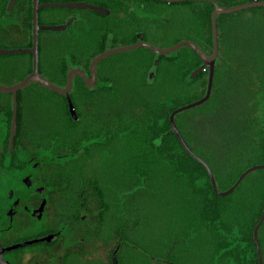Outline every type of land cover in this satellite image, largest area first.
<instances>
[{
  "label": "flooded vegetation",
  "instance_id": "af4514ba",
  "mask_svg": "<svg viewBox=\"0 0 264 264\" xmlns=\"http://www.w3.org/2000/svg\"><path fill=\"white\" fill-rule=\"evenodd\" d=\"M59 2H85L109 12L42 6ZM128 3L0 0V264L129 263L134 233L127 217L135 213L134 201L140 194L132 193L124 171L130 146L101 140L102 145L89 148L83 139L112 137L119 133L112 128L121 119L128 135L130 91L161 93L154 86L159 55L145 49L146 54L117 69H99L97 64L91 84L74 74L68 95L62 92L73 69L92 79L78 43L95 19L96 30L104 31L101 39L90 41L95 52L145 41L141 18L132 19L126 11L128 5L133 11H142L143 6ZM35 5L40 6L37 72L57 90L38 80L21 85L35 70L31 50ZM116 9L119 12L113 13ZM149 33L157 44L161 29ZM131 40L135 41L126 43ZM16 50L21 52H9ZM105 124L111 129H97ZM119 167L121 174L112 172Z\"/></svg>",
  "mask_w": 264,
  "mask_h": 264
},
{
  "label": "trees",
  "instance_id": "16d2710c",
  "mask_svg": "<svg viewBox=\"0 0 264 264\" xmlns=\"http://www.w3.org/2000/svg\"><path fill=\"white\" fill-rule=\"evenodd\" d=\"M117 1L141 3L142 11L137 9L133 11L130 5L126 11L132 19L141 18L145 41L155 44L150 40V30L161 29L159 37L161 38L170 35L175 29L178 30L176 38L174 36L167 45H155L169 47L181 40H189L196 43L206 55L212 54L211 14L214 10L212 3ZM215 1L220 6L229 7L254 0ZM137 11L145 12L147 15L142 16ZM118 12L117 9L113 11V13ZM167 12L174 16L171 22H176V26L174 23L173 26L159 25L157 16ZM249 16L254 21L264 22V7L250 8L217 17L219 56L212 94L204 104L183 111L175 117V122L189 146L211 167L217 187L221 191L229 189L249 167L264 164V41H260L257 51L241 54L236 50L234 40L227 38L233 32L229 30L233 25L232 22L247 23L245 19L251 18ZM227 19L231 22L226 23ZM81 48L78 43V50H82ZM102 50L86 55L84 63L87 67ZM150 53L155 56L154 53ZM202 64V60L189 47L159 55V73L156 81L162 78L165 85L157 95L155 93L150 95L146 91H135V93L130 91L128 98L132 106L130 105L128 135L125 134L126 130L124 131L121 119L115 122L116 126L112 128L119 130L116 131L119 133L113 134L112 137L92 135L83 140L88 141L89 148L102 145L101 140L109 142L112 140L115 146H130L129 166L124 171L129 177L132 193L143 191L144 186L152 187L153 182H157L160 178H168L183 184L193 200V222L196 226L203 227V234L208 235L212 253L210 264H259L253 233L264 208V169L249 174L231 195L219 196L215 193L204 166L184 149L170 124L169 117L174 110L193 103L205 95L208 69L201 71L194 78L191 77ZM227 68H237L233 74L238 79L242 78L244 110L242 115L220 126L219 114L213 107L219 99L218 87L221 85V74ZM257 91L262 94L259 96V106L254 103V99L258 96ZM139 101L140 103L137 104L136 102ZM211 105L213 107L209 109ZM193 113H197L196 117L203 125L199 133L196 125L191 124L190 119L187 118ZM107 128H110L107 124L97 127L98 130ZM207 133L214 137L215 147L204 150L201 140L202 136H207ZM211 148L214 150L212 151ZM119 168L112 169V172L121 174L123 168ZM259 240L264 261V223L259 231Z\"/></svg>",
  "mask_w": 264,
  "mask_h": 264
},
{
  "label": "rangeland",
  "instance_id": "374dc122",
  "mask_svg": "<svg viewBox=\"0 0 264 264\" xmlns=\"http://www.w3.org/2000/svg\"><path fill=\"white\" fill-rule=\"evenodd\" d=\"M137 13L142 14V16L147 15L141 11H137ZM244 17L246 18V16ZM173 19L174 16L169 12L157 16L160 26L162 24L173 26L172 23L176 26V22H171ZM230 19H227L226 23L231 22ZM95 20L97 21V19ZM94 21L89 24V29L84 30L80 41L81 49L86 55L95 52V48L90 42L91 39L98 38V36L101 39L104 34V31L96 30ZM245 21L247 23L244 24L239 23V21L232 22L233 25L229 27V30L233 32L227 37L228 40H234L236 50L241 54L257 51L260 41H264V27H262L264 22L261 20L254 21L252 17L245 19ZM177 34L178 30L175 31L174 29L170 35L159 38L157 44L167 45L168 42L174 39V36L177 37ZM258 37L260 39H255ZM107 46L111 47V42H108ZM144 53L145 50L142 47L114 53L102 59L97 67L99 69L105 67L117 69L123 62L132 61ZM236 69L227 68L223 70L220 79L221 85H218L219 99L214 107L213 105L209 107V109L213 107L219 114L218 124L220 126L230 119L242 115L244 110L242 104L244 96L243 81L241 77L238 79L233 74ZM164 85V80L160 78L154 86L162 89ZM142 91L144 90H139V92ZM257 95L254 103L259 106V96L262 94L258 92ZM136 103L139 104L140 101ZM196 115L197 113L189 114L187 118L190 119L191 124L196 125L199 133L203 125ZM202 133L204 134V132ZM201 142L204 150H208V147H215L214 137L210 136V133H207L206 137L202 136ZM211 150L214 149L211 148ZM97 171L95 172L97 173ZM139 193L134 201L133 211L135 213L127 217L129 227L134 233L128 250L130 255L128 264H210L212 253L208 235L203 234V227L200 228L201 226L198 227L193 222V200L187 193L186 187L177 181L160 178L157 182H153L152 187L144 186L143 191Z\"/></svg>",
  "mask_w": 264,
  "mask_h": 264
},
{
  "label": "water",
  "instance_id": "95a60500",
  "mask_svg": "<svg viewBox=\"0 0 264 264\" xmlns=\"http://www.w3.org/2000/svg\"><path fill=\"white\" fill-rule=\"evenodd\" d=\"M159 1H164V2H168V3H175V2H183V1H207L212 3L214 10L211 14V25H212V36H213V52L211 55H206L201 49L200 47L189 40H181L178 43L169 46V47H158L155 46L153 44H150L148 42L145 41H139L136 42L134 44H130L127 46H123V47H117V48H109L106 51L102 52L101 54L97 55L95 58H93V60L90 63V71L92 74V79L88 80L86 75L84 74V71L81 69H73L68 73V85L67 88L65 90H63V93H66L68 95L69 89L72 85V78L74 74H78L80 75L84 81L87 84H91L93 82V80L95 79V66L104 58L108 57L111 54L114 53H118V52H124V51H128V50H132L135 48H145L148 49L149 51H152L155 54L158 55H164V54H170L173 53L175 51H177L178 49L182 48V47H189L191 48L197 55L198 57L202 60L203 64L201 65V67H199L197 70H195L191 77L194 78L196 77L201 71H205L206 69H208V83H207V89H206V93L205 95L193 102L190 103L188 105L182 106L177 108L176 110H174L169 117L170 120V124L172 127L173 132L177 135L178 139L180 140L182 146L184 147V149L193 157L195 158L199 163H201L204 168L206 169V171L208 172V175L210 177V181L211 184L213 186V189L215 191V193L219 196L225 197V196H229L231 195L239 186L240 184L243 182V180L252 172L257 171V170H262L264 169V164L263 165H254L252 167H249L248 169H246L240 176L239 178L236 180V182L227 190L225 191H221L218 187H217V183L215 180V176L213 174V171L211 169V167L208 165V163L202 158L200 157L187 143V141L185 140V138L183 137L182 133L180 132L176 122H175V117L176 115H178L179 113L195 108L197 106H200L202 104H204L211 96L212 93V89H213V83H214V77H215V71H216V62L219 56V37H218V27H217V17L220 15H225V14H231V13H236L239 11H243V10H247L250 8H255V7H264V0H254V1H250V2H245V3H241V4H237L234 6H229V7H223L218 5V3L215 0H159ZM44 7H67V8H78V9H91L95 12H99V13H108L109 11L105 8H102L100 6H96L90 3H85V2H78V3H73V2H59V3H46L44 5H42ZM40 6L35 5L34 7V30H33V48L31 49L34 54H35V70H34V74L32 76H30L29 78H27L26 80L23 81V84H25L28 81L31 80H38L43 82L45 85L49 86L52 89L57 90L52 84H50L49 82H47L46 80H44L42 77H40V75L37 72V48H38V31H39V26L37 23V15H38V8ZM45 29H50L53 31H61L66 29V26H46ZM9 52H21L20 50H16V51H9ZM69 106H70V111L74 117V119H77L76 113L74 111V107L72 105V102L69 99ZM264 223V208H263V212L262 215L258 221V223L256 224L255 228H254V233H253V239H254V243L257 249V254H258V261L259 264H264L263 261V256H262V249H261V244H260V240H259V231L261 226Z\"/></svg>",
  "mask_w": 264,
  "mask_h": 264
}]
</instances>
